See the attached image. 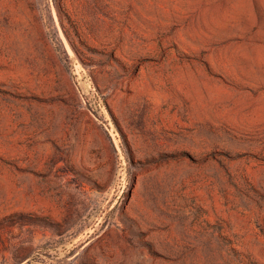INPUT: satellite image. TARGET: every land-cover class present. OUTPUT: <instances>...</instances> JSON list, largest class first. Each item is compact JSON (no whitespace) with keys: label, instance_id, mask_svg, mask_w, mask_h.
Returning a JSON list of instances; mask_svg holds the SVG:
<instances>
[{"label":"rangeland","instance_id":"obj_1","mask_svg":"<svg viewBox=\"0 0 264 264\" xmlns=\"http://www.w3.org/2000/svg\"><path fill=\"white\" fill-rule=\"evenodd\" d=\"M0 264H264V0H0Z\"/></svg>","mask_w":264,"mask_h":264}]
</instances>
